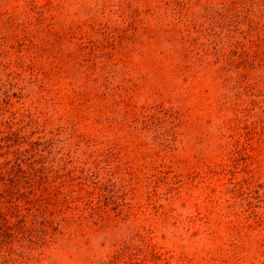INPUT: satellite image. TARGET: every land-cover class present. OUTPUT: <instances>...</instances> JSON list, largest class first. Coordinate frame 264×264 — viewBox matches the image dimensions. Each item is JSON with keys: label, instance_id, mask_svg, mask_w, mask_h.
Returning a JSON list of instances; mask_svg holds the SVG:
<instances>
[{"label": "rangeland", "instance_id": "rangeland-1", "mask_svg": "<svg viewBox=\"0 0 264 264\" xmlns=\"http://www.w3.org/2000/svg\"><path fill=\"white\" fill-rule=\"evenodd\" d=\"M166 1L0 0V143L9 137V151L19 145L25 157L38 149L48 164L100 187L93 196L111 217L79 242L63 235L40 264H97L121 244L138 264H264V104L247 97L229 126L193 102L190 113L184 79L158 74L150 59L127 64L125 75L117 65L113 76L132 110L155 117L150 125L103 130L94 118L77 127L66 108L41 99L36 78L54 65L44 52L95 46L97 60L129 55L135 31L153 26L149 8ZM188 2L209 11L206 0ZM154 36L160 51L169 34Z\"/></svg>", "mask_w": 264, "mask_h": 264}, {"label": "trees", "instance_id": "trees-1", "mask_svg": "<svg viewBox=\"0 0 264 264\" xmlns=\"http://www.w3.org/2000/svg\"><path fill=\"white\" fill-rule=\"evenodd\" d=\"M206 3L209 11L204 14L190 9L188 0H167L165 8L150 7L153 26L147 23L140 33L135 31L129 55L123 49L117 56L97 60L95 46L89 51L65 47L44 52L54 65L36 78L43 87L41 99L57 104L59 110L66 108L77 127L94 118L103 122V130L127 121H137L135 127L143 122L150 125L155 117L132 110L125 93L114 88L113 79L118 69L127 74V64L132 67L150 59L158 74L169 73L175 82L184 79L179 93L189 103L188 112L195 111L193 102L199 114L224 117V125H231L240 104L247 105V97L255 98L258 108L264 104L260 87L264 84V0H222L216 9L210 0ZM162 9L165 14L157 17ZM155 29L169 34L160 51L155 47ZM4 140L0 143L5 150L0 154L4 158L0 162V264H40L45 250L63 246L57 243L63 235L79 242L93 227L109 223V212L93 196L100 187H89L75 174L63 173L64 167L48 164L38 149L27 157L19 152V145L9 151L14 142L9 137ZM120 249L97 264H138L130 261L127 247L123 250L121 244Z\"/></svg>", "mask_w": 264, "mask_h": 264}]
</instances>
